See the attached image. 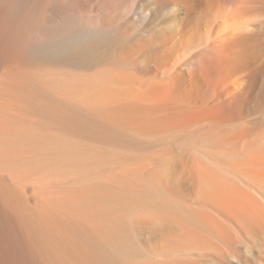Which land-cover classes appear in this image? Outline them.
<instances>
[{"label":"rangeland","instance_id":"rangeland-1","mask_svg":"<svg viewBox=\"0 0 264 264\" xmlns=\"http://www.w3.org/2000/svg\"><path fill=\"white\" fill-rule=\"evenodd\" d=\"M181 43L164 70L181 65ZM257 80L231 120L189 121L202 100H184L178 85L157 105L106 107L98 122L124 139L66 128L37 101L0 92V197L37 263L264 264V72ZM243 121L245 136L221 138L218 125Z\"/></svg>","mask_w":264,"mask_h":264},{"label":"bare ground","instance_id":"bare-ground-1","mask_svg":"<svg viewBox=\"0 0 264 264\" xmlns=\"http://www.w3.org/2000/svg\"><path fill=\"white\" fill-rule=\"evenodd\" d=\"M177 38L186 52L176 72H169L163 67ZM263 72L264 0H0V92L37 101L44 114L79 132L114 137L116 130L98 122L106 107L158 104L176 85L184 100L200 96L203 102L204 108L202 102L189 106V121L231 120L242 113ZM250 124L218 125L225 127L219 135L245 136ZM2 198L0 264H38Z\"/></svg>","mask_w":264,"mask_h":264}]
</instances>
